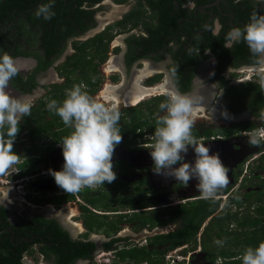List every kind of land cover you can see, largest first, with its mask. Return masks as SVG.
Masks as SVG:
<instances>
[{"label": "flooded vegetation", "instance_id": "obj_1", "mask_svg": "<svg viewBox=\"0 0 264 264\" xmlns=\"http://www.w3.org/2000/svg\"><path fill=\"white\" fill-rule=\"evenodd\" d=\"M128 1L129 0H124L119 3L116 0H112L110 5L115 8L122 5L124 6ZM134 1L136 3L133 4L132 7L125 9L123 15L108 22L99 20L96 15L103 7V5H101L103 4V0L92 5L90 8L95 10L93 14V25L82 34L68 39L61 51L51 54L50 59H52V61L45 69H37V66L41 64V60L38 59L36 55L40 54L43 57H45V55L47 56L45 51L43 54L40 40L27 34L24 40H21L23 44L22 49H24L27 54L11 55L19 68L18 77L22 79V85L19 87L14 86L11 80L9 91L16 96L31 98V113L35 112V119L40 117V120L45 122L53 121L52 115L54 113L53 111H49L46 105L53 100V84H63L65 82V77L60 75L58 66L68 55L74 53L75 50L71 42L73 40H86L94 36L106 29V27L121 20L125 14L141 6V9L145 11L141 14L140 20L135 25L128 22L125 28L116 26L112 29L113 36L109 41L106 57L104 61L100 63L104 64V71H106L108 63L112 64V70L109 71L111 83H108L115 88V94L121 90L118 92L121 102L116 105L120 110L119 123L122 122L123 125V122H127L131 118L132 114L129 110L131 107L135 106H139V114L146 120L148 119L150 123H153L156 119L154 118L155 116L158 119L166 113L162 110L148 115L149 105H153L157 99L166 98L167 93L173 89L181 93L192 95L199 100V102L194 105V107H200L198 109V116L196 117L204 118V123L202 122L201 126L194 125L198 128V136L195 138L199 143L208 145L210 152H218L222 155L221 160L229 170V183H232L227 184L224 188L232 186L230 190L241 194L247 193L252 189L258 190L259 186L255 185V181L249 182V179H251V173H253L255 176H258L260 180H264V165L262 164L259 168L256 167L260 164L261 159H259V157L262 155H259L257 159L251 161L252 172L249 171V167L247 171L243 172L245 160L244 158L242 159V157L252 150V145L248 142L252 134L243 133L245 131H238L234 128V123L239 121L252 120L257 123L259 115L255 116L250 111V106L252 102L256 100L258 93L252 91H237L234 95L229 93L228 87L231 84L238 85L248 82H264L252 81L247 78L233 79L226 74L233 73L234 76L235 71L241 67L255 68L253 66L254 58L248 48H246V51L244 49V53H246L245 59L239 63V59H235L232 53L227 52L229 57L228 62L225 68L219 70L218 66L222 58L220 59L210 46H206L209 40L205 36L206 31L210 28L211 34L218 35L223 29L224 21L227 19L230 26L228 29V37L224 40L223 45L233 49L236 42L229 38V33L238 25V21H233L235 16L234 11L236 9L231 7L230 3H240L242 0H207L201 5H197L195 0H185L180 6L185 11L186 15L178 19L181 24H185V29L175 30L174 34H169L171 35L170 37L173 38L167 42L165 41V37L161 36L158 32V18L153 14V11L149 9L146 2H144V0ZM250 1L253 7H255L261 15H264V0ZM240 9L246 10L245 6H241ZM250 10L251 14H253L254 11L252 9ZM181 19H183V22H181ZM102 22H104L103 25H101ZM210 24L211 27H209ZM89 32H91V34L85 37ZM178 34L179 42H177L175 38ZM194 40L197 46L193 45ZM179 43H183V48L186 50L190 48L193 49L195 56L187 57L182 53L176 54L180 48ZM214 45L215 42H213L211 46ZM197 49H199V54H197ZM224 55V53L221 54L222 57ZM192 57H194L196 61L193 70L190 69L189 65ZM100 64L98 65V71ZM177 65H180V67ZM262 71L264 73V70ZM161 87H165L163 92L159 90ZM147 88H153L156 92L135 104L129 103L126 105L125 102L122 101L125 98L129 100L133 95L140 93L142 89L144 91L142 90L141 93L145 92ZM103 89H101V91ZM66 90L68 89H64V92L59 91V93L61 95H66ZM128 91H130L129 93H133V95L131 94L128 96ZM94 93L88 95L92 98ZM240 102L247 106L242 108L240 112H233L231 108ZM114 103L115 102L112 101L111 104L114 105ZM39 106L40 108H38ZM231 114L242 115L243 118L233 120V118L229 116ZM60 122H62L61 118L54 121L52 127L54 131H63L62 129H66L64 124L59 125ZM28 126L33 127L35 124H29ZM220 126H224L226 129H233L234 131L227 135L211 134L209 137L207 136L206 131L208 128L214 130ZM29 130L30 128L26 126L19 134L22 135V137L18 142L20 144L26 142L27 144L24 152H28L27 155L21 153V155H23L22 164L27 166L31 173H39L41 171H48L49 169L60 170L58 166L61 167L64 161L62 150L58 143H60L62 139L55 141L53 135L42 134L41 137L35 141V144L39 146V150H37L33 147L34 145L29 143L27 136ZM121 134L122 140L116 147L112 158L113 171L116 173V178L111 183L105 182L104 185H97L93 188H82L81 191L77 193V195L79 194L82 197L76 201L73 193H65L60 188L42 190V197L39 198V200L42 201V198H46L45 201L38 203V201H35L38 198L27 199L25 205L26 208L29 209V212L22 218L14 214L15 210L18 208L16 207V209L10 206V204L15 205L11 203L13 201L1 198L0 208H4L6 213L3 217H0V244L5 245L6 239L9 237L12 243L9 250L11 249L12 253H21L20 261L22 264H58L56 260L60 257L55 252L45 254L40 250L41 247H49V245L53 243L45 242L43 239L44 237L37 232L34 233L32 229L47 230L44 220L46 219L55 221V223L65 231L67 237L71 241L94 242L95 247L91 252V258H76L73 260L72 264H88L90 262L98 264L94 260V255L99 249L110 252L108 254L110 257L109 263L106 264H150L147 260L133 261L127 257L122 258L120 252L127 251L136 246H146L148 249H152L153 246L147 238L164 232L163 228L166 225L154 226L152 228L145 227L140 230H135L133 221L129 222L127 219L129 217L131 218L135 212L154 211L159 209L162 205H170L171 202L169 199L172 194L177 195L181 200L185 199L179 203L195 200L197 195L200 194L196 188L197 181L195 180H190L188 184H184L178 182L171 176L156 174L153 171L154 164L150 156V151L152 150V145L155 143V136L147 132L145 127L141 130L137 129L134 132L122 131ZM217 135H220L221 138H217ZM135 140L137 141L134 143ZM138 140L140 141L138 142ZM261 153L262 152H260V154ZM28 155L29 157H27ZM193 158L194 153L192 149L189 148L185 159L186 161H192ZM27 160H29L30 163H27ZM237 174H239L238 179L239 177L241 178L239 182L238 179L236 180ZM40 177H43V175ZM43 178L42 180L44 181L42 185L47 187L57 186L53 177L51 178L44 175ZM244 178L248 180L246 179L245 183L242 184ZM102 186L109 188V191L105 190ZM224 188L221 189V191H223ZM82 190L86 192V195L89 193L91 194L88 196L97 197V203H101V205L106 204L109 208L104 209L103 206L98 207V205L95 207L87 203L83 198ZM52 195L60 197L70 195L71 198L67 200L60 199L59 202L47 200V198ZM242 199H244L243 196ZM70 201L78 204V216L80 215L79 217H81L78 226H75L74 223L76 222L71 219L74 214H72L70 210L62 209V204H66V202ZM130 201H132L134 205L140 207L136 209L130 208L128 206ZM176 204L177 203L174 205ZM82 206L89 209L87 212L88 214L92 211L96 215H104L107 221H118L119 229L107 235L102 230L88 231L84 224V215H86V213L83 212ZM20 208L21 207H19L18 211L21 210ZM65 214H68V216L66 217ZM124 224L127 225L125 228H123ZM173 226L176 228L175 224H173ZM142 235L144 238L139 239ZM35 238L41 241L43 240L44 244L43 242H35ZM110 241L112 243L111 247L106 249V243ZM156 247L157 249L162 248L159 245ZM5 248V246H0V250ZM196 252H202L203 255L200 253L199 254L202 256L190 255L188 261H185V264H223L224 262L221 257H218L221 258L218 262L217 258L213 260L212 255L207 254V252L202 249ZM35 255H37V259L34 260L32 256ZM180 262L184 264L183 261Z\"/></svg>", "mask_w": 264, "mask_h": 264}, {"label": "trees", "instance_id": "obj_2", "mask_svg": "<svg viewBox=\"0 0 264 264\" xmlns=\"http://www.w3.org/2000/svg\"><path fill=\"white\" fill-rule=\"evenodd\" d=\"M99 1L100 0H54L53 11L55 15L50 20H45L42 17L37 18L35 16V10L40 4L48 3L49 0H0V51L7 52L13 56L18 54L26 55L27 53L22 49L23 44L21 40H24V37L30 34L31 37H36L35 39L40 40L43 54L44 51L47 54L45 57L40 54L36 55L37 58L41 60V64L37 66V69L47 68L52 61V59H50L51 54L61 51L68 39L82 34L93 25V14L95 10L90 7ZM116 1L121 3L124 0ZM206 1L207 0H195V3L201 5ZM144 2H146L149 9L153 11V14L158 18L159 31H157L161 36L165 37L166 42L173 38L170 37L171 35L169 34H174L175 30L185 29V24H181L178 20L186 15L185 11L180 6L185 0H144ZM230 5L236 9L233 18V21H238L236 27L242 28L243 25L249 22L251 15L250 9H252L254 13L260 14V12L253 7L250 0H242L240 3L231 2ZM241 6H245L246 10H241ZM144 11L145 10L141 9L140 6L136 8V10H132L125 14L121 20L106 27V29L94 36L86 40H73L71 43L75 50L74 53L68 55L58 66L60 75L65 77V82L63 84H53L54 94L52 98L58 103H61L66 98V95H61L59 91L64 92V89H71L73 85L81 86L82 90L87 94L94 93L101 80L98 65L102 63L106 57L108 44L113 36L112 29L116 26L125 28L128 22L135 25L140 20L141 14ZM182 20L183 19H181V22H183ZM229 26L226 19L223 23V29L218 35L211 34V28L208 29L205 34L209 40L206 46H210L219 58H222L218 66L219 70L225 68L228 62L229 57L227 52L232 53L235 59H239L238 63L243 61V59H245L244 57H246L244 49L246 51L248 46L243 41L239 42L240 44L236 43L233 49L223 45L224 40L228 37ZM209 27H211V24ZM175 38L176 41L179 42V34ZM213 42H215V45L211 46ZM193 45L197 46L195 40ZM179 47V51H177L176 54L182 53L187 57L195 56L193 51L190 53L189 50L183 48V43H179ZM222 53L225 54L223 57L221 56ZM189 65L190 69L193 70L196 65L194 57H192ZM177 66L180 67V65ZM262 75H264V73L260 76ZM21 80L22 79L18 77L17 74L12 79L14 86L19 87L22 85ZM228 91L234 95L237 91H252L258 93L256 100L252 102L250 106V111L256 116L264 110V83L248 82L238 85L231 84L228 87ZM165 99L166 98L157 99L153 105H149L148 115L162 111L159 108V104ZM246 106L247 105H243L242 102H240L236 106L234 105L231 110L233 112H240L242 108ZM38 108H40V106ZM129 111L132 116L127 122H123L124 124L120 126L121 132H134L137 129L141 130L145 127L147 132L154 134L157 120L156 116L154 117L156 118L154 122L150 123L148 119L146 120L138 113V111H140L139 106L131 107ZM53 113V121L45 122L40 120V117L35 119V112H32L30 116L25 117L22 123L19 124V132L15 139H20V132L27 126L30 128L27 135L29 143L34 145L33 147L35 149L39 150V146L35 144V141L38 140L42 134L53 135L55 141L69 135L72 131L69 127L62 129L63 131L53 130L54 121L60 118L55 112ZM29 124H35V126L30 127L28 126ZM63 124V122H60L59 125ZM262 125L264 126V123H262ZM234 128L238 131H252L258 128V123L252 120L239 121L234 123ZM233 131V129H226V127L220 126L214 130L208 128L206 134L209 137L211 134L227 135ZM192 132L194 137L198 136V128L195 126ZM262 150L264 149L260 151ZM13 151L18 153L17 143H13ZM259 155L262 156L259 157L261 162L256 166L257 168L261 167L263 164L264 151ZM20 166L22 167V165ZM248 167L249 171L252 172V165L249 164ZM26 172L27 171H23L22 174ZM239 174L236 175V180ZM246 179H243L242 184L245 183ZM255 179L259 180L254 182H257L255 185L259 186L258 190L252 189L247 193L241 194L230 190L232 186L224 188L223 192L226 194V199L223 205L229 207L225 210L223 208L219 210L220 199L204 200L199 197L186 203H177L176 205L168 206L162 205L159 209L154 211L135 212L131 218L129 217L127 219L129 222L133 221L135 230H140L145 227L152 228L154 226H164L170 223H174L176 228L147 238L153 246L152 249H148L146 246H136L127 251L120 252L121 257H127L133 261L147 260L150 264H164V255L167 251L187 245V247L181 250V253L186 254L188 251L196 248L199 229L205 220L208 219L200 234L202 250L206 251L207 254H211L213 260L221 257L222 260H224L223 264H242V255L246 248L249 246L256 247L261 241H264V180H260L258 176L251 173L250 182ZM82 193L87 203L95 207L98 205V207L103 206L104 209L109 208L106 204L101 205V203H97V197L88 196L83 190ZM242 196L244 199H242ZM54 197V201H60V196ZM67 199L69 198L65 200ZM128 206L132 209L140 207L134 205L132 201H130ZM232 206L236 210L232 211ZM82 209L83 212L86 213V215H84V224L88 231L102 230L107 235L119 229L118 221H107L104 215L99 216L92 211L88 214L87 212L89 209L85 206H82ZM5 213L6 210L1 207L0 217H3ZM44 220L47 230L32 228L34 233L37 232L44 237L43 239L45 242L53 243L49 245V247L43 245L44 247L40 248L41 252L45 254L55 252L60 257L56 260L58 264H72L73 260L76 258H91V252L95 247L93 241H71L67 237L65 231H63L55 221ZM4 223L6 224L5 220ZM215 240H222L227 246L216 250L215 247V249L213 248ZM35 242H43L44 244V241L38 238H35ZM111 244V241L106 243L105 248L109 249ZM158 245L162 248L157 249L156 246ZM0 246L6 247L0 250V264H22L20 261L21 253H12L11 249L9 250V247L12 246L9 237L6 239V244H0ZM88 264L93 263L90 262Z\"/></svg>", "mask_w": 264, "mask_h": 264}, {"label": "clouds", "instance_id": "obj_3", "mask_svg": "<svg viewBox=\"0 0 264 264\" xmlns=\"http://www.w3.org/2000/svg\"><path fill=\"white\" fill-rule=\"evenodd\" d=\"M53 4L54 0L40 4L35 16L50 20L55 15ZM229 38L236 43L243 41L254 58L253 66L258 70L264 69V15L251 14L249 22L242 28L234 27L230 31ZM192 51L190 48L189 52ZM196 51L199 54V49ZM18 72L15 59L7 52L0 51V174L18 162L19 155L13 151V143L19 132V124L31 114V98L16 96L9 91L10 81ZM261 79L264 80V75ZM198 102V98L175 89L167 93L166 99L159 104L166 114L156 120L155 143L150 156L156 174L171 176L184 184L195 180L200 194L196 198L214 200L218 191L229 183V170L218 152H210L209 146L199 143L193 135L194 120L191 115ZM46 107L72 129L58 143L64 161L61 169L48 170L55 184L65 193H78L84 187L111 183L116 178L112 158L122 140L119 108L93 100L79 85L66 90V98L61 103L53 99ZM259 119L264 121V110L260 112ZM260 128L250 131L252 135L248 142L252 146L261 144V138L256 133ZM189 148L194 153L192 161L185 159ZM7 196L8 192L3 199L6 200ZM214 243L222 246L224 242L215 240ZM185 247L187 245L179 250L184 256L191 252L181 253ZM166 254L165 262L169 264L170 259H166ZM217 259L220 261L221 258ZM242 264H264V241L256 247L246 248Z\"/></svg>", "mask_w": 264, "mask_h": 264}, {"label": "rangeland", "instance_id": "obj_4", "mask_svg": "<svg viewBox=\"0 0 264 264\" xmlns=\"http://www.w3.org/2000/svg\"><path fill=\"white\" fill-rule=\"evenodd\" d=\"M112 0H103V4H101V5H103V7L96 13V15L98 16V19L99 20H105V21H110V20H113V19H117L118 17H120L121 15H123V13H124V11H125V9H127V8H130V7H132V5L133 4H135L136 2L133 0V1H131V0H129L128 2H127V4H125L124 6L122 5V6H118V7H115V8H113V6L111 7V2ZM113 8V9H112ZM103 23L104 22H102L101 23V25H103ZM83 38V37H82ZM104 64H100V66H99V73H100V77H101V80H100V84L98 85V88H97V90H96V92L94 93V95L92 96V99L93 100H95V101H97V102H100V103H102V104H104L105 106H112V100H109V99H105L104 98V96L102 95V91H101V89H103V87H105V85L106 84H109V83H111V81H110V79H109V77L111 76L110 74H109V72L108 71H104L103 70V68H104V66H103ZM263 73V71L262 70H258V69H256V68H253V67H250V68H239V69H237L236 71H235V73H234V76H233V73L232 74H228V73H226L227 74V76L229 75L230 77H232L233 79H243V78H247L248 80H254V81H260V82H264V80H262L261 79V74ZM61 79V78H60ZM109 82V83H108ZM106 83V84H105ZM122 110V109H121ZM198 111L199 110H196L195 111V114H194V116H191V118L194 120V125H202V122H203V120H204V118H201V117H196V116H198ZM204 123V122H203ZM257 123H258V127L260 128V127H263L264 128V126L262 125V123H264V121H262V120H258L257 121ZM119 125H122V122L121 123H119ZM120 127V126H119ZM257 132V131H256ZM19 137L21 138L22 137V135H19ZM18 141H20V139L18 140ZM137 140H135L134 141V143L136 142ZM140 140H138V142H139ZM26 142L24 143V142H22V144H20L19 142L17 143V149H18V155H20L21 153H23V155L25 154V155H27V153L26 152H24V149H26ZM25 145V146H24ZM261 149H264V140H262L261 139V144L259 145V147L258 146H252V150L250 151V153H248L247 154V157H245L244 158V160H246V158H251V157H253V158H255V159H257L258 158V156H259V154L260 153H258ZM27 157H29V155L27 156ZM21 159H23V158H21ZM25 161V160H24ZM27 163H30V161L29 160H27ZM263 165H264V162H263ZM24 167V166H23ZM62 167V166H61ZM61 167H59V169H61ZM24 170L26 171V170H28L27 171V173H25V174H31V172H30V170L27 168V166H25L24 167ZM40 176H38V178H39ZM39 180H41V179H39ZM37 181V180H36ZM240 181V177H239V179H238V182ZM253 181H259V180H253ZM249 182H250V180H249ZM257 183V182H256ZM13 188L14 189V187L12 186V185H0V199L2 198V197H4L5 196V191H6V189H8V188ZM102 187H104V186H102ZM11 188V189H12ZM12 189V191H13V193H15L14 192V190ZM104 189L105 190H108L109 191V188H105L104 187ZM94 192V191H93ZM10 194V193H9ZM74 195H75V201L77 200V198H81L82 196L81 195H77V193H73ZM87 194H88V192H87ZM77 195V196H76ZM88 195H91L90 193L88 194ZM221 195V196H220ZM9 199V201H13V202H11L12 204H15V205H11L10 204V206L12 207L13 206V208H18L19 209V207H21L20 209L21 210H19L18 211V209L17 210H15V212H14V214L15 215H17V216H19V217H23L27 212H29L28 210L29 209H27L26 208V200L23 198V197H20L18 194H16V195H12V196H10V197H8ZM12 198V199H11ZM54 196L52 195L51 197H48L47 198V200H50V201H54ZM66 198H71V196L70 195H64L63 197H60V199H66ZM220 199V206H219V210L221 209V208H223L224 210L225 209H227V208H229L228 206H225V205H223L224 204V201H225V199H226V194L223 192V191H221V190H219L218 191V193H217V195H216V197H215V199ZM11 199V200H10ZM29 199V198H28ZM43 200L41 201V200H39V199H36L35 201H38V203H40V202H44L45 201V199L46 198H42ZM7 200V199H6ZM185 199H179L178 197H177V195H175V194H172L171 195V197H170V199H169V201L171 202V204L170 205H174L175 203H179V202H182V201H184ZM55 202H56V200H55ZM7 203H9V202H7ZM17 204V205H16ZM77 203L75 204V203H73V202H66V204H62V209L64 208V209H67V210H70L71 211V213L72 214H74V216L73 217H71V219H73L76 223H74V225H76L77 224V226L79 225V223H80V218L81 217H79L78 216V208H77ZM53 206V205H52ZM54 207V206H53ZM56 208V207H55ZM244 209V208H243ZM234 210H236V209H234V207L232 206V211H234ZM68 216V214H66V217ZM208 220V219H207ZM207 220H205V222L201 225V227H200V229H199V232H200V234H201V232L203 231V227L205 226V224H206V222H207ZM79 222V223H78ZM173 224L174 223H170V224H167L163 229V231L164 232H166V231H168V230H171V229H173L174 228V226H173ZM127 225H123V228H125ZM229 227H231V226H229ZM74 234H76V233H74ZM200 234L198 235V238H199V240H197V245H196V248L194 249V250H190L191 252V254L194 256V253H197L196 252V249L198 250V248H200V250L202 249V247H201V242H200ZM97 235V234H96ZM76 236V235H75ZM144 237H143V235L142 236H140V238L139 239H143ZM139 239H138V241H139ZM227 246V244H224L223 243V245L222 246H220V245H217V244H213V248L215 247L216 248V250L217 249H221L222 247L224 248V247H226ZM214 248V249H215ZM102 251H105L106 252V250H101V249H99V250H97L96 251V254H98V253H100V252H102ZM199 251V250H198ZM200 252H198L197 254H195V256H202L203 255V253L201 252L200 254H202V255H200L199 254ZM95 254V255H96ZM107 255V254H106ZM37 255H35V256H32V258H34V260L35 259H37V257H36ZM192 256V257H193ZM173 258V260H177L175 257H172ZM170 260H171V258H170ZM185 261L187 262L188 260L187 259H184L183 260V262H184V264H185ZM217 262H218V259H217ZM164 263L166 264V262H165V258H164ZM171 264H174L173 262H170ZM178 263L179 264H182V262H180V261H178Z\"/></svg>", "mask_w": 264, "mask_h": 264}, {"label": "built area", "instance_id": "obj_5", "mask_svg": "<svg viewBox=\"0 0 264 264\" xmlns=\"http://www.w3.org/2000/svg\"><path fill=\"white\" fill-rule=\"evenodd\" d=\"M243 133H247V134H251L250 131H245ZM257 136L260 137L261 139L264 140V128H260L257 130ZM213 138V137H211ZM217 138H221L220 135H217ZM19 139H15L14 142H18ZM23 155L20 154L19 156V159H18V162L13 165L10 169L7 170V172H5L4 174H0V185H12L14 187V191L20 196V197H23L26 201L27 199L29 198L30 199H35V198H41L42 197V190H45V189H40V188H37L33 185V183L36 181V180H39V179H44V175L46 176H49L52 178V176L50 174H48V171H41L39 173H31L30 175L29 174H22L24 170V167L20 166L22 165V162H23ZM254 158L251 157V158H246L245 160V163H244V170L243 172L247 171L248 169V166L249 164L251 163V161L253 160ZM54 170V169H53ZM57 170V169H56ZM43 177H39L38 176H42ZM241 179V178H240ZM79 199V198H77ZM199 239V238H198ZM182 248V246L180 247H177L171 251H169L167 254H166V259H170V262H173L174 264H178V259H187L190 257L191 253L188 252L186 254V256L182 255L179 253V250ZM200 248H198L199 250ZM197 250V249H196ZM110 252L108 251H102L98 254H96L94 256V260L95 262H97L98 264H106V263H109V254ZM107 254V255H106ZM172 257H175L177 260H173ZM146 264V263H145ZM171 264V263H169Z\"/></svg>", "mask_w": 264, "mask_h": 264}, {"label": "bare ground", "instance_id": "obj_6", "mask_svg": "<svg viewBox=\"0 0 264 264\" xmlns=\"http://www.w3.org/2000/svg\"><path fill=\"white\" fill-rule=\"evenodd\" d=\"M111 63V62H110ZM107 65V64H106ZM112 64H109L108 63V65L106 66V71H110V70H112ZM262 70H264V69H262ZM131 86V85H130ZM165 87H161L159 90L161 91V92H163V89H164ZM114 89L115 88H113L112 86H111V84H106L105 85V87H104V89L102 90V95L104 96V98L105 99H109V100H112V101H114L115 103H114V105H118L120 102H121V100L119 99L120 97V94H118V92L119 91H121V90H119L118 92H116V94H115V92H114ZM129 89V88H128ZM143 90V89H142ZM142 90H141V92H142ZM152 90H154L153 88H147V89H145V92H143V93H137V94H135V95H133V93H129L130 91H128V96L129 95H133V97H131L129 100L128 99H124V100H122L123 102H125V104L127 105V104H129V103H133V104H135V103H137V102H139V101H141V100H143V99H145V98H147L148 96H150V95H152L153 93H155L156 92V90H154V91H152ZM158 90V91H159ZM144 91V90H143ZM165 91V90H164ZM201 106V105H200ZM200 107L199 106H196V107H194L193 108V112H192V115L191 116H194V114H195V111L196 110H198ZM12 188V187H11ZM11 188H8V189H6V191H5V194L8 192V196H7V200L9 199L8 197H10V196H12V195H16L15 193H13V191H12V189ZM10 193V194H9ZM4 197H2V199H3ZM12 199V198H11ZM10 199V200H11ZM51 208V207H50ZM68 209V208H67ZM66 215V214H65ZM68 221V220H67ZM77 225V224H76ZM75 225V226H76Z\"/></svg>", "mask_w": 264, "mask_h": 264}, {"label": "water", "instance_id": "obj_7", "mask_svg": "<svg viewBox=\"0 0 264 264\" xmlns=\"http://www.w3.org/2000/svg\"><path fill=\"white\" fill-rule=\"evenodd\" d=\"M216 3H217V1H216ZM91 34V32H89L87 35H85V37H88V35H90ZM230 117H232L233 118V120H239V119H241V118H243L242 117V115H234V114H231V115H229ZM216 151V150H215ZM219 155H220V158H222V155L219 153ZM245 157H247V154L246 155H244V157H242V159L243 158H245ZM241 159V160H242ZM58 168H59V166H58ZM44 180H37V181H35L34 183H33V185L35 186V187H37V188H40V189H53V188H59L58 186H54V187H50V186H44V185H42V182H43ZM228 184H232V183H228ZM10 231H12L11 229H9ZM195 254H197V253H194V255Z\"/></svg>", "mask_w": 264, "mask_h": 264}]
</instances>
